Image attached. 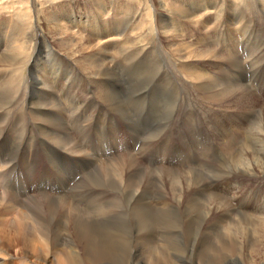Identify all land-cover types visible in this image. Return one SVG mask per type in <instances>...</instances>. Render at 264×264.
<instances>
[{
  "label": "bare ground",
  "instance_id": "1",
  "mask_svg": "<svg viewBox=\"0 0 264 264\" xmlns=\"http://www.w3.org/2000/svg\"><path fill=\"white\" fill-rule=\"evenodd\" d=\"M10 1L12 3L5 4L4 8L25 3L23 0ZM163 1L162 9L168 10ZM206 1L209 3L210 0ZM211 1V6L202 8L203 12L212 9L219 23L228 20L230 24L239 26L240 5L244 0ZM255 1L258 2L259 12L264 16V0ZM173 4V8L169 7L175 13L179 12L176 14L180 19H187V16L192 15L194 17L201 5L199 2L195 3L191 14L182 12L177 4ZM97 8V13L106 16L110 12L107 11V6ZM227 11L230 16L228 18L222 16H226ZM168 13L162 20L164 33H168L167 21L172 27L176 23V14L172 11ZM30 14L28 12V16ZM134 17V21L138 19L141 30L142 25H145L144 21L141 18L139 20L137 14ZM68 18L72 29H80V23L89 25L88 21L82 22L79 17L80 20L77 19V15L71 14ZM3 23L12 28L8 34L5 33L7 57L0 58L4 62L0 63V186L8 184L10 189H0V264H13L14 258H20L21 262L18 264H26L24 260L28 257H31V264H264V257L259 249L263 238L260 235L264 233V207L259 208V213H253L250 202H240L234 207L231 202L243 194L231 185L237 183L239 177L247 174L264 178L261 166L254 161H246L245 154L239 152L233 158V155L228 157L227 154L223 158L210 155L201 164L192 159L194 156L191 151L194 153L200 147L192 132L193 135L189 133V144L185 140L183 145L190 156L187 170L185 167L182 170L168 167L159 171L164 174L156 173L160 176L151 180H144L145 176L139 170L142 167L134 156L125 159L118 157L105 163L97 158L103 132L114 130L112 119L127 125L129 146L134 150L135 141H141L142 145L162 137L175 119L177 110L187 108L186 93L185 96L182 93L183 97L177 94L178 98L167 86L175 83L159 85L160 80H164L165 73L173 74L176 78L178 76L179 81L175 85L191 86L190 89L204 94L205 99L211 101L220 100L236 91L231 87L229 78L221 75L222 71H218L219 76L215 79L204 73L190 72L191 68L184 65L187 63H179L177 66L172 63H95L93 67H99L97 73L88 78L96 82L93 86L89 85L92 104H87L89 109L86 107V112L69 118L67 123L64 115L71 111L74 104L73 101H66L71 92L68 88H63L61 77L58 78L60 72L55 73V66L57 64L70 68L75 63H34L41 53L38 55L33 51L25 57V52H22V43L24 40L27 42L26 38L30 42L31 36L27 35L19 42V34L23 32L21 28L17 29L19 23L17 22L18 26ZM58 26L61 28L60 24ZM98 28L96 24H92L91 34L97 36L96 40L101 37L107 41L113 39L109 33H99ZM24 29L26 30L25 27ZM27 32L35 34V26L32 25ZM120 36L121 33L115 38ZM262 51L263 49L259 52ZM46 53L43 60L51 57L50 50ZM238 64H234L235 67ZM26 67L29 76L24 79ZM1 72L8 74L3 76ZM263 72H252L251 77L260 82ZM135 76L141 78L140 82L133 80L132 77ZM58 86L61 98H58V91H55ZM220 94L223 96L219 97ZM167 96L170 99L163 101ZM143 97L148 99V103L151 100L158 105L154 117L162 119L153 127L152 132L150 125L140 128L133 125L132 116L139 114V109L145 102L141 101ZM62 98L65 99L62 101ZM15 106H23L19 110L21 113L9 118L8 113ZM128 109L132 111L131 115ZM89 111L93 112L92 117L88 115ZM77 113L78 111L75 116ZM71 115H74V110ZM188 118L189 115L187 120ZM251 126L243 139L244 143L247 141L245 145L250 150L244 152L253 151L252 160L258 156L256 161L260 159V163L264 164V151L259 149L261 127L256 123ZM66 131L70 134L68 138H65ZM91 134L94 137L90 141H95L94 145L90 142L88 146L85 141ZM110 135H113V131ZM38 148L48 157L46 168L54 169L51 171L54 175L50 181H55L54 177L61 181L64 195L39 190L47 189L48 186L47 191H53L43 178L46 172L34 174L30 167L32 161H36L35 153ZM52 148L66 152L67 157L71 158L68 161L71 165L75 164L76 169L61 170L66 159L63 161L64 157L59 156V152ZM140 152L141 147L135 154ZM19 165L24 171L26 182L24 184L22 177H18L20 183L12 187L9 177L12 171L18 170ZM133 168L132 175L126 177V169ZM159 169L155 168L157 171ZM77 171L80 172L77 175L81 174L83 177L71 188L69 176ZM164 182L170 184L169 193L164 190ZM181 184L186 185V188H181ZM223 184H227L226 187L230 185L229 192L236 190L232 193L234 198L227 192H221ZM32 189H35L34 195H29L26 200L11 194H17L19 190L30 192ZM14 249L15 255H12L10 251Z\"/></svg>",
  "mask_w": 264,
  "mask_h": 264
},
{
  "label": "rangeland",
  "instance_id": "2",
  "mask_svg": "<svg viewBox=\"0 0 264 264\" xmlns=\"http://www.w3.org/2000/svg\"><path fill=\"white\" fill-rule=\"evenodd\" d=\"M162 1L163 0H161V2L160 0H23L25 3L16 5L17 7L13 6L12 8L8 6L4 8L5 4L12 2L10 0H0V40L2 41L0 42V58L7 57V54H5L7 46L4 41L6 34H8L12 28L10 26L7 27L8 25H4L3 22H6L5 24L10 23V25L14 24L17 26L18 22L19 26L17 29L21 28V30H23V32L19 34V42L27 35L31 36L30 42L26 38L27 42L24 40L22 43V52H25V57L29 56L30 53L34 51V53L36 52L38 55L41 53L40 57L37 56V60H35L34 63H75V66L73 65L70 68L61 67V65L58 66L57 64V67L55 66V73L60 72L58 78L61 77L60 80H62L63 88H68V91L74 95L72 96L70 94L66 99L68 102L73 101L74 104L71 111L66 112L64 115V121L67 123L69 118L78 117L83 112H86L87 109H89L87 104L88 106L92 104L91 96L88 92L91 89L89 85L93 86L96 82L88 78L97 73L99 67H93L95 63H172L176 66L180 65L179 63H187L184 65L191 68L190 72L196 71L204 73L207 76L209 75L208 77L215 79L216 76H219L218 71H222L221 75H225L226 78H229L231 87H234L236 91H230L231 94L229 96L223 97L220 100L213 99L211 101L206 100L204 94L190 89L192 88L191 86L181 87L180 85H175L177 84L176 81H179L178 76L176 75V78L173 74L165 73L166 76H161L164 80H160L159 85L162 86L164 83L169 82L175 83L167 84V86L171 88L174 95L177 97L178 95H180L179 97H183V94L186 93L188 100L185 101V107L187 108L177 110L175 119H173V122L170 123V127L161 135L162 137L150 141L149 143L142 142V145L141 141H135L133 145L134 150L130 147L131 145L129 146L130 137L128 135L127 125L117 119H112V127L114 130L109 129L108 132H103L101 148L97 149V153L99 154L97 158H99L102 163H105L116 160L118 157L125 159L134 156L139 166L142 167L139 170L144 174V180H151V178L157 179L160 175L156 173H162L159 171L167 169L168 167V169L176 167L175 170H182V168H186L187 170L190 156L188 155L186 146L184 147L183 145L185 140L187 141V145L189 144L191 138L189 133L193 132L200 146L196 152L193 153V151H191V155L195 157L192 159H195L197 162L202 164L210 155L211 157L218 156L223 158L224 156L226 157L225 154H227L228 157L233 155V158L237 157L240 152V154H245L244 159L246 161L258 163L261 169L264 170V164L260 163V159L256 161L258 156H256V158L253 157L252 160L253 151L249 153L244 152L248 149L250 150V148L245 145L247 141L245 143L243 142L245 134L248 133L247 130L252 127L251 125L256 123L260 125L262 131V135L259 137L261 139L259 149L260 151H264V16L258 10V5L256 4L258 2L255 0H244V2H241V15L239 26H237L233 23L230 24L228 20H222L220 23L216 21L217 17L212 9L203 12L204 9L202 8L204 6H211V2H213L211 0L209 3L206 0H164L163 2L166 3L168 10L162 9ZM197 2H199V4L201 3L197 8L198 13L194 15V17L193 15L187 16V19H180L178 14H176L178 11L175 13L173 9H170V7L173 8L172 4L174 3L175 5L177 4V7H179L182 12L190 13ZM100 6H107V11H110L107 16L96 12V8ZM171 11L176 14V19H174V21L180 24L177 25L175 23L172 27L171 23L167 21L166 24L168 27L166 32L168 33H164L165 30L162 29V20L164 19L163 17L168 15V12ZM228 11L231 12L230 9ZM28 12H31L29 16ZM229 12L225 13L226 16H222L227 18L230 17ZM71 14L77 15V19L81 18L82 22L88 21L89 25L87 26L85 25L86 23H80V29H72L70 27L71 23H69L70 19L68 18ZM136 14L139 16V20L141 18L145 23V25H142L141 30L139 28L138 19L134 21V16ZM58 23L61 25V28L58 26ZM93 23L96 24V27H99V33H109L113 39L107 41L101 37L96 40L97 36L91 34ZM32 25L35 26V34L34 32L28 34L27 31ZM116 32L118 33L115 35ZM120 33L122 36L115 38ZM47 49L50 50L51 57L43 60L44 57H46L44 54L48 51ZM262 49L263 51L259 52ZM205 50L208 51L206 52ZM39 58L43 59L39 61ZM0 63L4 62L0 60ZM236 63L239 64L235 67L234 64ZM3 71H5L4 68ZM252 72H263L260 82L254 79L253 76L251 77ZM3 73L1 72L3 76H7L8 74L7 72ZM27 73L29 74L28 67H26L24 72V79L29 76ZM132 78L135 82H140L141 79L139 76ZM65 79L70 82H65ZM235 80H237V82H235ZM68 84H72V86L70 87ZM181 84L184 83L181 81ZM59 90L60 87H56L55 91H58V98H61L62 94L59 93ZM65 91L67 93V90ZM222 96L223 94L219 95V97ZM167 97L168 98L163 101H168L170 99V96ZM64 99L62 98V101ZM149 99L151 98L149 97ZM142 100L145 102L143 103V107H140L139 114H134L132 116L133 125L137 128L141 126L149 127L150 125L149 128L152 129V132L154 129L153 127H156L162 120L161 118L155 119L154 117L158 105L151 100L150 103H148V99H144V97L141 98V101ZM95 101L96 100L93 101L94 105L96 104ZM20 107L23 106H19L18 108L15 106L13 111L8 113V117L10 118L15 114L21 113ZM73 110L74 115H71ZM76 110L78 111L77 116H75ZM128 112L130 114L132 111L129 110ZM135 112L137 113V111ZM87 113H90L88 115L92 117L93 112L89 111ZM163 114H160L162 118H164ZM188 115V120H190L189 123L187 120ZM27 118L30 119V117ZM75 122L79 124L77 119H75ZM188 130L190 132H188ZM111 131H113V137L110 135ZM66 132L65 136L67 137H64L68 138L70 134L68 131ZM181 134L183 137H181ZM91 135L89 136L90 138L85 141L88 146L90 142L94 145L95 140L90 141L94 137ZM140 147L141 152L136 155L135 153L139 152ZM55 151L59 152V156L64 157L63 161L66 159L60 167L61 170L76 169L74 168L76 167L75 164L71 165L68 161V159L71 158L70 156H68L69 158L67 157L68 154H66V152L64 153V151L60 149H56ZM93 153L97 154L96 151H93ZM35 154L37 157L36 161L33 160L32 165H30L33 173L39 174L41 171L46 172V176L43 178L46 179V182H48L53 189L52 192H49L50 190L47 191L49 188L46 186L47 189L39 190H44L50 194L64 195L61 181L59 182L55 177V181H50L54 175L51 171L54 169L51 167L48 169L46 168L48 160V157L45 156L46 153H44L42 149L40 151L38 148ZM1 159L2 155L0 153V163ZM10 168H12V166ZM155 168L161 169L157 171ZM17 169L18 170H15V172L12 171L11 177H9L12 187L20 183L17 179L18 177H22V182L24 184L26 182V180H24V171L21 170V166L19 165ZM132 171H134V168L132 170L126 169L125 173L127 175L125 176L132 175ZM154 171L157 172L153 173ZM77 173L80 172L77 171L73 174L74 176H69L71 179L69 186L71 188L83 177V175H77ZM76 175L78 177H76ZM237 181V183L231 184L233 186L232 188H236L237 192H243V194L240 198L231 201L232 207L237 206L240 202H250V210L253 211V213H259V208L264 207V178H257L245 174L241 178L239 177ZM3 184L0 186V189L2 187L9 191L10 188L8 184H4V186ZM181 185V188H186V185ZM226 185L227 184H223L222 187H220L221 192H227L230 197L234 198L232 193L236 192V190L229 192L230 185L228 187H226ZM164 188V190L169 193L170 184L164 182ZM34 190L35 189L30 190V192L19 190L17 194H11L16 198L26 200L31 194L35 193ZM65 193L67 194V192ZM7 194H9V192H7ZM256 207L258 208L256 209ZM260 236H263V238L260 240L259 249L261 250V255L264 257V233ZM10 253L15 255V249L11 250ZM19 259L20 258H14L13 264L21 262ZM26 259L27 260H24L25 263L31 264V257Z\"/></svg>",
  "mask_w": 264,
  "mask_h": 264
}]
</instances>
